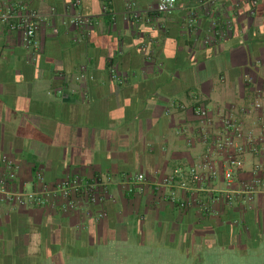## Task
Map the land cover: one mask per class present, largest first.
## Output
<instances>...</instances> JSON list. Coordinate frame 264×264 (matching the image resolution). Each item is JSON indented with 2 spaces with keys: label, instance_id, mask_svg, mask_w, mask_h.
<instances>
[{
  "label": "crops",
  "instance_id": "1",
  "mask_svg": "<svg viewBox=\"0 0 264 264\" xmlns=\"http://www.w3.org/2000/svg\"><path fill=\"white\" fill-rule=\"evenodd\" d=\"M74 1L28 0L44 17L35 51L0 24V160L18 166V188H33L37 174L49 185L109 178L106 197L68 214L59 199L0 207V264H264V194L250 207L219 203L206 216L154 190L175 166L199 160L201 146L187 143L195 100L215 112L253 90L247 80L264 78V0H241L238 11L235 0H215L232 30L210 45L211 17L199 0H176L169 15L156 13L158 0H111L113 20L101 0ZM75 16L93 20L89 34L71 25ZM109 64L127 76L123 85ZM83 66L92 77L75 81ZM137 174L142 192L128 184Z\"/></svg>",
  "mask_w": 264,
  "mask_h": 264
},
{
  "label": "built area",
  "instance_id": "2",
  "mask_svg": "<svg viewBox=\"0 0 264 264\" xmlns=\"http://www.w3.org/2000/svg\"><path fill=\"white\" fill-rule=\"evenodd\" d=\"M80 5L75 0L72 8ZM205 16L211 17L208 35L204 45L224 38L232 30V20L220 19L212 10L215 0H199ZM250 13L256 5L251 2ZM130 19L138 21L134 5L126 6ZM176 8V0H158L156 13L169 15ZM241 9V0H235L233 10ZM54 12V9L51 10ZM101 11L111 20L115 12L111 0H101ZM252 14V13H251ZM147 21H150L149 19ZM44 17L31 9L28 0H0V24L7 27L9 32L21 34L22 43L27 50L38 49L36 36ZM196 22V12H190L185 22L188 29H193ZM71 25L89 34L94 25L93 20L75 16ZM108 75L115 83L123 85L127 76L119 73L112 65H108ZM92 75L86 67H81L75 81L90 78ZM221 84L226 79L220 78ZM247 86L252 84L253 90L247 91L238 99L231 100L215 112L208 109L202 102L195 100L192 113L196 119L194 134L188 138L189 146H201L199 160L192 165H177L166 175L154 190L161 199L185 211L191 207L197 208L203 215L209 216L213 208L222 203L226 206L239 205L250 207L257 196L264 194V78L258 85L247 80ZM195 99V97L193 96ZM169 112H167L168 114ZM182 133L181 129L177 134ZM248 162L250 164L249 178L241 179ZM18 166L9 158L0 160V207L9 209L48 206L50 199L62 202L61 212L68 214L80 208V205L94 206L104 202L106 186L109 178L83 180L79 176L68 177L60 182L49 185L41 174L36 175L33 188H18L16 176ZM138 187L142 192L145 177L137 174L129 179L128 184ZM219 183L224 188L219 189ZM167 190V194L163 192ZM132 192L131 189L128 190ZM182 194L184 198H179Z\"/></svg>",
  "mask_w": 264,
  "mask_h": 264
}]
</instances>
